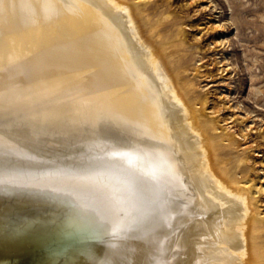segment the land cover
<instances>
[{
	"label": "bare ground",
	"instance_id": "6f19581e",
	"mask_svg": "<svg viewBox=\"0 0 264 264\" xmlns=\"http://www.w3.org/2000/svg\"><path fill=\"white\" fill-rule=\"evenodd\" d=\"M143 11L0 0V264H264L245 152Z\"/></svg>",
	"mask_w": 264,
	"mask_h": 264
},
{
	"label": "rangeland",
	"instance_id": "374dc122",
	"mask_svg": "<svg viewBox=\"0 0 264 264\" xmlns=\"http://www.w3.org/2000/svg\"><path fill=\"white\" fill-rule=\"evenodd\" d=\"M152 26L182 53L185 75L206 113L233 138L228 164L245 152V169L264 218V0H133ZM177 34V35H176ZM175 36V37H174ZM182 46H181V45ZM186 60V61H185Z\"/></svg>",
	"mask_w": 264,
	"mask_h": 264
}]
</instances>
